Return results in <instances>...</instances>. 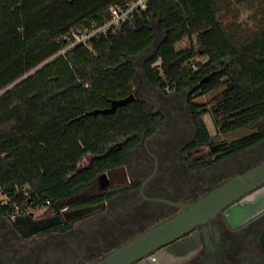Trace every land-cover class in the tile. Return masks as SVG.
<instances>
[{"label": "trees", "instance_id": "obj_1", "mask_svg": "<svg viewBox=\"0 0 264 264\" xmlns=\"http://www.w3.org/2000/svg\"><path fill=\"white\" fill-rule=\"evenodd\" d=\"M137 1L0 0V217L79 195L158 126L140 100L102 113L135 93L127 60L152 47L153 23L163 39L145 62L149 83L195 86L192 99L218 92L209 108L192 105L198 145L214 141L207 115L219 135L258 126L226 156L264 141V0H148L117 30L60 55L86 21L103 26ZM185 40L194 42L178 49Z\"/></svg>", "mask_w": 264, "mask_h": 264}, {"label": "flooded vegetation", "instance_id": "obj_2", "mask_svg": "<svg viewBox=\"0 0 264 264\" xmlns=\"http://www.w3.org/2000/svg\"><path fill=\"white\" fill-rule=\"evenodd\" d=\"M144 79L136 97L160 122L126 151L119 168L126 178L101 175L57 205L0 217V264H95L181 215L182 204H196L264 162V141L233 156H226L227 141L199 146L192 110L197 87L177 93ZM75 211L84 215L74 218ZM133 264H264V185Z\"/></svg>", "mask_w": 264, "mask_h": 264}, {"label": "water", "instance_id": "obj_3", "mask_svg": "<svg viewBox=\"0 0 264 264\" xmlns=\"http://www.w3.org/2000/svg\"><path fill=\"white\" fill-rule=\"evenodd\" d=\"M162 39L158 42L157 38H155L154 44L150 49L144 51L137 57L127 60V62H133L137 70V88L135 90V93L125 100L114 102L110 110L104 111L102 113H113L118 107L138 100L136 97V92L139 85V74L137 64L134 62V60H142L141 70L143 71L144 77L148 81L145 70V62L153 55V52L159 48ZM208 79L209 78L203 80L201 84L206 82ZM257 146L243 153L249 152ZM121 170L124 171V168L108 171L101 177L105 180L107 179L112 181L115 179V176H123V178H126L125 173ZM263 185L264 162L251 169L250 171L230 179L224 185L211 192L208 196H206L196 204H182L185 212H183L181 215L145 232L130 243L126 244L121 249L117 250L116 252L112 253L111 255L98 261L95 264H133L138 260L144 258L145 256L150 255L151 253L167 246L174 240H177L178 238L187 234L198 224L205 222L209 218H212L224 207L235 202L239 198L257 190ZM237 214L239 216H242V209H240ZM83 215L84 211L72 212V216L74 218H79ZM20 219L21 217H14V224L20 225Z\"/></svg>", "mask_w": 264, "mask_h": 264}, {"label": "built area", "instance_id": "obj_4", "mask_svg": "<svg viewBox=\"0 0 264 264\" xmlns=\"http://www.w3.org/2000/svg\"><path fill=\"white\" fill-rule=\"evenodd\" d=\"M147 1L148 0H138L125 9L113 8L111 10V20L103 26H98L95 23L86 21L80 30L72 31L69 36L63 38L65 41H70V45L62 50L60 55L64 56L69 50L76 46L88 44L93 39H98L103 35H107L110 31L117 30L127 23L136 11L145 10L147 8ZM90 86L91 85H88L87 87Z\"/></svg>", "mask_w": 264, "mask_h": 264}, {"label": "rangeland", "instance_id": "obj_5", "mask_svg": "<svg viewBox=\"0 0 264 264\" xmlns=\"http://www.w3.org/2000/svg\"><path fill=\"white\" fill-rule=\"evenodd\" d=\"M243 20H245V21L247 20V15H245L243 17ZM153 28H154L155 33H156L157 41L159 42L163 38V33L159 30L157 23H153ZM192 42H194V41L185 40L179 45L178 49L182 50V49L188 48ZM138 61H139L138 59L134 60L135 63H138ZM141 65H142V60L140 61V64L137 65V69H138V74H139L138 82H140L143 85V84H145L146 81L144 79L143 71L141 70ZM217 93L218 92H215V93H212L210 95L203 96V97H194V103H196L198 105H208V108H209L210 107L209 106L210 101L217 95ZM204 122L207 125V127H208V129H209V131L213 137L214 142H220V141L232 142V141H235L239 138L250 135V134L254 133L255 131H257V129H258V126H256L253 128H248V129L242 130L240 132L225 136V135H219L217 133L216 128L214 126V123H213L210 115H207L204 117ZM260 126L264 127V122ZM204 151L206 153H208L209 149L206 147ZM90 161H91V157H89V156L85 157L82 160V162L80 163L79 168L82 169V168L87 167L89 165Z\"/></svg>", "mask_w": 264, "mask_h": 264}]
</instances>
